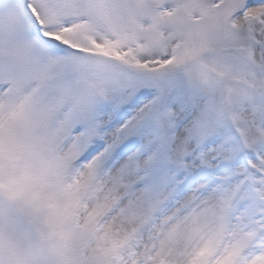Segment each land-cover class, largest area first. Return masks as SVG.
Returning a JSON list of instances; mask_svg holds the SVG:
<instances>
[{"label":"snow or ice","instance_id":"6c2138e0","mask_svg":"<svg viewBox=\"0 0 264 264\" xmlns=\"http://www.w3.org/2000/svg\"><path fill=\"white\" fill-rule=\"evenodd\" d=\"M0 264H264V0H0Z\"/></svg>","mask_w":264,"mask_h":264}]
</instances>
